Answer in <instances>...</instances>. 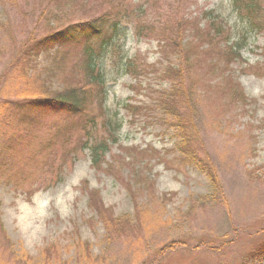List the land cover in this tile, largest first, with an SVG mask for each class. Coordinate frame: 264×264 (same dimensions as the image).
<instances>
[{"label": "rangeland", "instance_id": "374dc122", "mask_svg": "<svg viewBox=\"0 0 264 264\" xmlns=\"http://www.w3.org/2000/svg\"><path fill=\"white\" fill-rule=\"evenodd\" d=\"M209 11L241 47L228 70L224 37L201 57ZM110 14L127 28L115 58L101 62L120 125L97 166L78 132L62 134L66 113L31 125L22 105L64 91L82 72L74 49L32 56L34 41ZM126 58L137 77L124 73ZM261 63L264 32L232 0H0V264H264L253 253L264 249V77L249 71ZM157 91L168 104H153ZM173 114L189 124L202 160L174 150Z\"/></svg>", "mask_w": 264, "mask_h": 264}, {"label": "trees", "instance_id": "16d2710c", "mask_svg": "<svg viewBox=\"0 0 264 264\" xmlns=\"http://www.w3.org/2000/svg\"><path fill=\"white\" fill-rule=\"evenodd\" d=\"M86 1L88 2L90 0ZM232 4L234 10L247 22L252 31L258 33L264 32V0H232ZM53 6L56 7L58 5ZM207 14L210 15L211 22L207 27V34H203V36L207 37L209 41L207 42L208 48L206 50H200L204 53V56L201 57L206 58L209 56V53H216L217 41L215 39L224 37L228 52L226 50L223 51L222 48L219 50H222V55L224 53V60L227 61L228 70L233 60H241V47L230 43L229 30L222 23L218 22V20H213L216 16L213 11H209ZM123 20L124 18L121 16L110 14L97 19L69 23L59 27L57 30L52 29L49 33L35 40L30 48L32 56H38L40 53L54 49L55 47L57 50L55 57L68 56L69 51H72V49L78 52L79 55H82V63L80 66L82 72L80 75L77 72L78 74H76V80L73 84L56 95L41 97L40 99H29L22 106H25L26 110L24 120H31V125L38 124L44 115L54 117L60 113H66L62 134L66 136L67 131L70 129L75 131L73 134L78 132V145L80 144L81 149L88 150L91 153L92 162L97 166L101 164V161L104 160L103 158L109 152L110 144L118 142L117 132L120 124L109 114L107 108L108 80L101 62L108 55L112 54L113 58L117 55L118 44L123 41V37L127 31V28H124L122 25ZM185 22H187V25H190L189 21ZM192 23L201 32H205L204 29L199 27V23L196 20ZM175 45L181 50L179 46L182 45L175 43L170 45V48L173 46L175 48ZM199 48L202 49L200 45ZM30 52H25L24 56ZM122 66L124 73L138 76L135 70L136 66L131 59H122ZM249 69L255 76L264 77V63L258 66H250ZM81 76L83 77L82 79L80 78ZM236 91L235 99L246 103L247 98L243 91L238 87ZM174 92L175 89L172 92L170 91L168 95L170 97L174 96ZM157 94L158 100L153 101V104H156L157 107L168 104L169 100L166 95L162 96L161 91H157ZM176 102L173 101L175 106L178 107ZM126 107L129 108L130 105H126ZM143 110L148 112L147 110H150V108L146 107ZM32 112H35L34 116H30ZM175 116L179 118L178 114H173L174 118ZM154 118L158 117L154 115ZM163 120L167 121L165 118ZM171 125L170 127L175 128L174 134L178 139L174 150L181 152L182 148L186 147L183 151L189 155H193L198 162L200 158L194 152L193 146L191 145L194 139L188 134L190 133L189 124H183V120L179 118L177 122ZM169 151L171 149L166 152ZM74 152H78L77 149ZM156 155L159 156L160 154L157 153ZM196 166L211 177L214 183L217 181V175L212 168L206 165L202 166L197 164ZM112 224L116 228L122 227L121 221L117 219ZM260 245H263V243ZM255 249L253 251L255 257H264L263 248Z\"/></svg>", "mask_w": 264, "mask_h": 264}]
</instances>
